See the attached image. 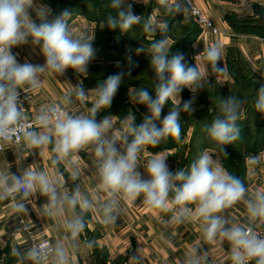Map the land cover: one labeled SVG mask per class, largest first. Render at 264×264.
<instances>
[{"label": "clouds", "instance_id": "9594fccd", "mask_svg": "<svg viewBox=\"0 0 264 264\" xmlns=\"http://www.w3.org/2000/svg\"><path fill=\"white\" fill-rule=\"evenodd\" d=\"M143 2L109 0L114 14L104 19V28L118 32L117 40L136 25L151 37L147 47L139 44L128 49L136 56L145 55L154 73L151 91L145 87L128 89L130 101L147 111L139 123L134 113H128L117 130L112 116H98L111 108L125 77L139 66L132 55L126 57V63L116 61V72L98 81L95 88L86 89L83 80L98 50L95 36L89 38L71 25L73 9H53L47 0H0V151L5 146H17L29 155L48 150L52 166L47 170L28 166L16 173L10 171L8 163L0 170V201L11 199L15 212L29 214L27 201L37 194L44 197L41 214L50 218L65 216V239L78 247L88 212L97 211L103 224L114 225L124 205L139 199L157 215L166 214V219L160 217L166 226L195 221L204 242H227L232 264H264V188L250 192L244 180L230 173L208 150L202 151L187 169H173L163 153H154L141 162L149 146L158 147L169 137H181L182 113L192 115L197 110L198 95L210 84V73L225 71L219 43L205 46L195 56L194 64L183 52L173 53L167 22L134 11V5ZM158 2L169 14L187 11L184 0ZM24 47L42 56L43 63L21 60L20 52L15 50ZM201 55L202 61L197 59ZM69 70L82 79L76 84L65 80L70 87L60 103L42 104L29 117L23 104L43 86L42 77H66ZM185 89L191 93L187 100L182 97ZM90 96L94 100L86 112L70 110L74 101L86 102ZM245 103L246 98L238 95L220 96L218 114L203 127L207 138L225 157L229 155L226 146L241 137L238 122ZM166 105L171 106L165 113ZM254 109L264 118V83L256 91ZM81 152L93 157L96 184L88 194L78 184L68 189L60 171L63 166L74 182L79 180L83 174ZM261 156L250 155L247 159L259 165ZM237 203L246 208V223L230 222L226 214ZM69 211L72 215L67 217ZM83 244L93 246L92 241ZM11 254L20 264H71V250L63 241L49 247L13 246ZM131 259L141 264L142 258L136 253ZM208 259L203 243H197L182 264H208Z\"/></svg>", "mask_w": 264, "mask_h": 264}, {"label": "crops", "instance_id": "0c3cea01", "mask_svg": "<svg viewBox=\"0 0 264 264\" xmlns=\"http://www.w3.org/2000/svg\"><path fill=\"white\" fill-rule=\"evenodd\" d=\"M193 1L214 21L215 25L220 29V32L214 34L210 30H203L199 27L200 31L198 36L193 40L185 54L186 60L190 64H194L195 56L200 52L202 53L205 46L212 43H219L223 49L221 64L225 71L220 74L210 73L211 80H215L221 86L231 82L233 83V77L227 64L229 50L237 51L246 68L257 78L264 79V36L257 33L240 32L230 22L231 18L238 21L254 18L256 15V6L264 9V0ZM151 3H154V6L150 17L158 22H164V14L160 8L163 6L159 4L158 0H144L143 4L136 5L149 6ZM181 14L182 22L190 19L183 12ZM70 23L78 32L86 34L89 38L96 36L97 30L103 26L102 22L98 23L89 17H84L80 13L75 12L71 17ZM148 38L151 39V37ZM168 39L170 45H172L173 39L171 37H168ZM121 41L122 39L120 38V44L122 43ZM139 44H143L145 47L148 45L144 42H138L135 45H123L128 51L129 48L135 49ZM95 47L98 50L97 58L90 67L88 77L83 80L86 89L95 88L98 83V79H92L91 72H99L100 69L115 65V62L119 61L110 60V58L103 54L96 38ZM195 47H198L199 52L194 49ZM15 51L20 52L21 60L28 58L32 62L43 63V57L32 52L28 47L16 49ZM140 57L144 58L145 65L151 71L148 58L145 55H140ZM197 59L202 61V55ZM42 79L43 86L26 101L29 117H33L42 104L60 103L62 96L70 87L65 80L76 84L82 78L79 76L76 77L69 70L66 77L53 78L45 75ZM129 88L135 87L130 86ZM93 100L94 97L90 96L86 102L74 101L70 106V110L74 112H86L87 108L91 107ZM117 103H119L118 105H123L120 107H111V109L101 112L98 119L103 118L105 115L112 116L114 126L119 130L121 127V119L128 115V113H134L136 118L142 114L140 105L133 104L125 91L118 92L112 105H116ZM186 114L184 113V115ZM204 150L214 152L216 158L222 163L221 157L216 150L210 148ZM154 153L166 154L169 158V165L173 169H176L177 164L170 157L172 150L169 149L152 151L148 147L142 155L141 162L146 161ZM262 153H264V148L256 154L246 153L244 155V182L250 192L258 188H264V156H261ZM250 155L261 156V163L259 165L249 163L247 158ZM80 156L82 157L80 167L83 170V174L79 180L74 182L63 166H61L60 171L63 172V179L66 181L65 186L68 189L78 184L81 191L88 194L96 184L95 170L91 163L93 157L85 152H81ZM8 163L11 165L10 171L16 173H19L22 168L28 166L45 170L52 167L48 150H44L39 155H29L26 151H20L17 146H5V150L0 151V170L6 169ZM44 203L45 198L38 194L31 197L27 201L30 213L24 214L17 213L11 208V199L0 201V264H20L18 258L11 254L12 247L27 248L31 246V239L20 228V219H24L31 225L35 238L47 237L52 241L53 245L58 241H63L68 244L71 250V264H135L131 259L134 253L142 258L141 264H182L186 254L190 253L192 247L197 243H203V248L208 251V264H232L230 259V246L227 242L223 245L204 242L199 225L195 221L166 226L160 222V217L163 216L166 219L167 215H157L154 210H150L142 205L139 199L124 205V210L114 225L103 224L102 215L97 211L88 212L86 217L87 227L81 233L80 241L77 242L78 247H73L71 241L65 239L66 232L63 227L65 216L50 218L41 214V208ZM226 214L230 222H247L246 208L243 203L233 205L232 208L227 210ZM71 215V211L66 214L67 217ZM84 241H92L93 246L87 248L83 244ZM24 264H31V262L24 261Z\"/></svg>", "mask_w": 264, "mask_h": 264}, {"label": "trees", "instance_id": "16d2710c", "mask_svg": "<svg viewBox=\"0 0 264 264\" xmlns=\"http://www.w3.org/2000/svg\"><path fill=\"white\" fill-rule=\"evenodd\" d=\"M84 3H90L94 0H83ZM55 2V1H54ZM66 0H60L58 4H65ZM94 2L98 6L96 11H94L93 15L88 13L90 19L97 21L98 23H103V26L99 28L97 42L101 46V52L105 54L110 60H119L121 63H126V57L128 55H132V58L135 62L138 63V67L134 68L130 77H125L124 83H122L119 92L125 91L128 96V88L130 86H134L135 88L145 87L150 91L153 86V76L154 74L147 68L145 65L144 58L140 56H136L134 53H129L124 48V40L131 41L133 43L137 42H149L148 35L144 33L139 25L133 27V29L128 32L125 36H123V42L120 44L119 40L116 39L118 32L110 31L107 28H104V19L105 16L109 13H113L111 8L109 7V0H95ZM83 2L71 3L68 7L73 9V12L82 10ZM86 5V4H85ZM154 3H151L149 6L135 5L134 11L137 14H141L142 17H150V13L153 10ZM108 7L110 10H108ZM163 11V20L167 22L169 25V31L167 32V37H171L173 39L172 43V52H183L187 53L191 43L199 34V25L197 22L190 17L182 22V14H169L165 11L164 7H160ZM255 17L238 21L234 18L230 19L232 26L240 31L246 33H257L261 36H264V9L256 6L255 9ZM156 38H159V34ZM105 46H109L105 48ZM227 64L231 76L233 77V83H228L224 86L219 85L215 80H211L210 84L205 87L203 91H201L200 95L197 98L196 107L197 110L191 115H184L182 113L181 119V135L187 134L190 127H194L191 135V143H196V146L202 147L201 149L210 148L216 150L220 157L223 166L233 175L239 176L242 180L245 179V171H244V155L246 153L256 154L260 152L264 148V118L257 113L253 107L254 100L256 98V91H249V96L245 97L240 92L236 91L233 86L237 84H256L260 80L258 84L264 83V79L257 78L250 70L246 68L242 60L240 59L239 53L234 50H229L227 55ZM117 68L115 65H111L107 68L100 69L99 72H91V76L93 80L101 81L106 78L108 74L116 72ZM97 81V82H98ZM243 84V85H244ZM148 85V86H147ZM248 86V85H247ZM250 87H246L244 85V91L248 90ZM190 92L188 90H184L182 93L183 99L187 100L190 97ZM226 95H238L242 98H246V103L243 105L241 110V116L239 120V127L241 131V137L239 140L234 142L232 145L226 146L228 157H225L222 152H220L215 145L207 138L206 133L203 131L204 121H211L215 114H218L217 108V100L220 96ZM214 101V103L211 102ZM253 104L252 114L248 111V106L245 107L246 104ZM112 105L111 107H120L123 104ZM167 107L171 105H166ZM165 106V108H166ZM205 106V108H203ZM210 108H206V107ZM213 106L214 109H211ZM142 114L146 113L147 109L140 105ZM245 107V108H244ZM111 109V108H110ZM168 109V108H167ZM215 110L213 112V116H209L210 111ZM254 112V115H253ZM142 114L137 116V123L141 122ZM182 139V138H181ZM174 137H169L166 142L161 143L158 147H150L152 151H161L172 146V143L178 141ZM187 163V160L184 164Z\"/></svg>", "mask_w": 264, "mask_h": 264}, {"label": "rangeland", "instance_id": "374dc122", "mask_svg": "<svg viewBox=\"0 0 264 264\" xmlns=\"http://www.w3.org/2000/svg\"><path fill=\"white\" fill-rule=\"evenodd\" d=\"M59 1L60 0H48V3L50 4V6L53 9H56V10L62 9L64 7H68L69 4L74 3V2H77V3L83 2L84 3L83 0H66L65 4H58ZM85 1H87V0H85ZM89 1H91V0H89ZM94 1L90 2L89 4L88 3H84V5H82L83 6L82 10L76 11L75 13H80V15H82L84 17H89V16H87L88 13H91L93 11L91 13V15H93L94 11H96V9L98 8V6H96L97 5L96 3H98V2H94ZM108 10H110L109 7H108ZM111 11H114V10L111 9ZM95 30H97V29H95ZM98 32L99 31L97 30V34L95 36L96 39L99 37L98 36ZM94 35H95V32H94ZM121 39H122L121 42H123V37H121ZM148 40H150V39L148 38ZM137 43H133L131 41L124 40V44L135 45ZM144 43L148 44V42H144ZM107 47H109V46H105V48H107ZM257 81L260 82V80H257ZM258 83H256V84H248V83L244 84L243 83L244 85H246V87H250L247 91L246 90L244 91V89H243L244 85L243 84H237V85H235L233 87H234V89L236 91L240 92L245 97H248L250 90L251 91L252 90L256 91L257 88L260 87V84H258ZM211 102L214 103L213 100H211ZM252 105L253 104H251V103H248V104L245 105V107L248 106V111L251 114H252V110L254 111V109H253L254 105H253V107H252ZM167 108L168 107L166 106V108L164 109L165 113L168 111ZM203 108H205V106H203ZM206 108H210V107L207 106ZM211 109H214L213 106L211 107ZM210 110H208V111H210ZM208 113H209V116L210 115L213 116V114L215 112L211 113V111H210ZM242 113H243V110H242ZM186 115H189V114H186ZM253 115H254V112H253ZM210 122L211 121H209V120H205L204 121V125L208 124ZM193 129H194V127H190L189 131H188V133H190V134H188V133L187 134H182L178 141L173 142L172 146L170 148H167L169 150H172V154H171L170 157L176 162V164H177L176 168L187 169L190 166V164L192 163V161L204 150V149H201L202 147H200V145L196 146L197 145L196 143H191V135H192ZM186 160H187V163L184 164V162Z\"/></svg>", "mask_w": 264, "mask_h": 264}, {"label": "built area", "instance_id": "2783aa9c", "mask_svg": "<svg viewBox=\"0 0 264 264\" xmlns=\"http://www.w3.org/2000/svg\"><path fill=\"white\" fill-rule=\"evenodd\" d=\"M184 2L187 11L183 13L193 18L203 30H210L214 34L220 32V29L215 25L214 21L210 19L193 0H184ZM194 49L199 52L198 47H195ZM26 101L27 100L24 101L23 107L28 114ZM19 224L22 232L31 239V245L39 244L45 247L53 245L52 241L47 237L35 238L31 225H29L24 219H20Z\"/></svg>", "mask_w": 264, "mask_h": 264}]
</instances>
